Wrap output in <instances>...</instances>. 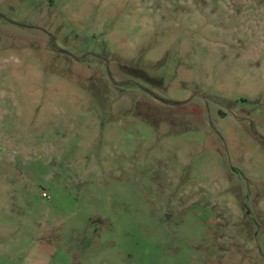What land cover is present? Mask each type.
I'll list each match as a JSON object with an SVG mask.
<instances>
[{"label": "rangeland", "instance_id": "374dc122", "mask_svg": "<svg viewBox=\"0 0 264 264\" xmlns=\"http://www.w3.org/2000/svg\"><path fill=\"white\" fill-rule=\"evenodd\" d=\"M0 264H264V0H0Z\"/></svg>", "mask_w": 264, "mask_h": 264}]
</instances>
